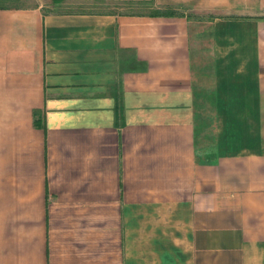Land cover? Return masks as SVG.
Listing matches in <instances>:
<instances>
[{
	"label": "crops",
	"instance_id": "1",
	"mask_svg": "<svg viewBox=\"0 0 264 264\" xmlns=\"http://www.w3.org/2000/svg\"><path fill=\"white\" fill-rule=\"evenodd\" d=\"M0 264H264V0H0Z\"/></svg>",
	"mask_w": 264,
	"mask_h": 264
},
{
	"label": "rangeland",
	"instance_id": "2",
	"mask_svg": "<svg viewBox=\"0 0 264 264\" xmlns=\"http://www.w3.org/2000/svg\"><path fill=\"white\" fill-rule=\"evenodd\" d=\"M96 5L99 7V9H101V7H103V9L114 10L117 12L144 11V10H146L144 7H135V6L130 7L129 5H126L124 3H116V2H107L104 4L100 3V4H96Z\"/></svg>",
	"mask_w": 264,
	"mask_h": 264
},
{
	"label": "trees",
	"instance_id": "3",
	"mask_svg": "<svg viewBox=\"0 0 264 264\" xmlns=\"http://www.w3.org/2000/svg\"><path fill=\"white\" fill-rule=\"evenodd\" d=\"M156 13L163 15L164 13H168V12L165 9H159V10H157Z\"/></svg>",
	"mask_w": 264,
	"mask_h": 264
}]
</instances>
